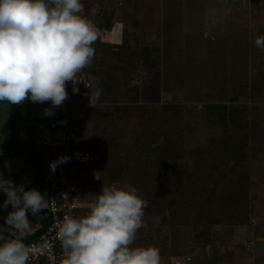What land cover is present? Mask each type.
Returning <instances> with one entry per match:
<instances>
[{
    "label": "rangeland",
    "instance_id": "374dc122",
    "mask_svg": "<svg viewBox=\"0 0 264 264\" xmlns=\"http://www.w3.org/2000/svg\"><path fill=\"white\" fill-rule=\"evenodd\" d=\"M82 3L100 35L74 120L94 156L71 166L80 217L128 184L148 202L133 247L157 248L160 264L251 263L264 242L251 239L264 235V0Z\"/></svg>",
    "mask_w": 264,
    "mask_h": 264
},
{
    "label": "clouds",
    "instance_id": "9594fccd",
    "mask_svg": "<svg viewBox=\"0 0 264 264\" xmlns=\"http://www.w3.org/2000/svg\"><path fill=\"white\" fill-rule=\"evenodd\" d=\"M83 13L82 0H0V102L63 105L69 98L67 83H78L77 74L95 55L97 30ZM254 43L264 50V35ZM94 96L99 92L90 96V107ZM45 115L54 113L45 109ZM68 159L53 162L51 170ZM0 192L7 197L3 207L13 209L5 223L16 233L31 229L29 211L35 216L49 206L38 190L26 191L24 185L11 181L3 180ZM72 206L78 207L79 201L72 200ZM147 207L135 187H103L84 216L65 215L59 223L56 235L63 249L62 264H160L157 248L133 247ZM150 219L160 222V217ZM31 253L19 239L9 240L0 245V264H27Z\"/></svg>",
    "mask_w": 264,
    "mask_h": 264
},
{
    "label": "built area",
    "instance_id": "2783aa9c",
    "mask_svg": "<svg viewBox=\"0 0 264 264\" xmlns=\"http://www.w3.org/2000/svg\"><path fill=\"white\" fill-rule=\"evenodd\" d=\"M84 17L90 21L87 16ZM93 25L97 30V39L92 45L95 49L100 29L98 25ZM90 67L91 64L77 74L78 83L75 85L71 81L67 83L66 91L69 98L61 107L53 108L50 102L40 103L30 118L25 121V127L29 130L28 135L34 142L40 164L38 178L49 204L41 233L34 241L26 244L32 250L27 264H62L64 254L56 235L58 225L65 215L79 217L81 203L79 202L78 207L72 206V200L79 201V190L72 180L71 166L75 169L74 167L89 165L93 162L94 156L92 152L80 148L74 120L84 95L92 89ZM73 87L78 91L74 93ZM45 109H51L54 115L46 116ZM61 157L69 159L58 163L53 172L50 164ZM174 264H184V262L175 261Z\"/></svg>",
    "mask_w": 264,
    "mask_h": 264
},
{
    "label": "crops",
    "instance_id": "0c3cea01",
    "mask_svg": "<svg viewBox=\"0 0 264 264\" xmlns=\"http://www.w3.org/2000/svg\"><path fill=\"white\" fill-rule=\"evenodd\" d=\"M30 103L33 102L25 100L22 104H19V112L16 114L14 125H12L8 131L9 138L7 139L2 130L3 126L9 120L10 105L6 101L0 102V191H2L3 180L11 181L16 186L24 185L26 191L36 189L46 198L45 191L38 178L39 164L35 158V148L29 135H27L28 133H26L23 128V126L25 127V121L30 118L33 111H35L40 104L33 103L36 108L32 109L29 106ZM6 199V195L0 192V234L6 237L0 242V245L12 239H19L25 245L34 241L43 229L46 209L35 216L29 211L28 219L31 222V229L24 233H16L5 223V218L13 211L11 205L7 208L3 207ZM255 236L258 237L257 240L264 241V235H254L251 239L256 240ZM257 243L261 249L255 250L253 248V252L251 251V253H249L247 251V253H245L246 259L253 257L255 260L251 261V263L242 261L241 264L255 263L257 258L261 257H255L256 252L262 253L264 256V242ZM248 250L250 249L248 248Z\"/></svg>",
    "mask_w": 264,
    "mask_h": 264
},
{
    "label": "trees",
    "instance_id": "16d2710c",
    "mask_svg": "<svg viewBox=\"0 0 264 264\" xmlns=\"http://www.w3.org/2000/svg\"><path fill=\"white\" fill-rule=\"evenodd\" d=\"M91 68V67H90ZM10 112H9V120L8 122L3 126V133L5 135V138H9V134L8 131L9 129L12 127V125H14L15 119H16V114L19 112V105H12L10 104ZM39 164V162H38ZM201 214L204 215L203 210L201 212ZM6 238L4 235L0 234V242Z\"/></svg>",
    "mask_w": 264,
    "mask_h": 264
},
{
    "label": "water",
    "instance_id": "95a60500",
    "mask_svg": "<svg viewBox=\"0 0 264 264\" xmlns=\"http://www.w3.org/2000/svg\"><path fill=\"white\" fill-rule=\"evenodd\" d=\"M111 18H112L111 14L107 15L106 20L104 22V29H108L109 28V25H110V22H111Z\"/></svg>",
    "mask_w": 264,
    "mask_h": 264
}]
</instances>
